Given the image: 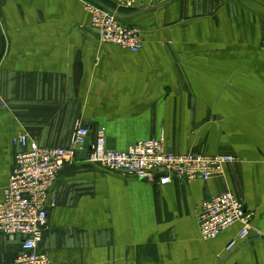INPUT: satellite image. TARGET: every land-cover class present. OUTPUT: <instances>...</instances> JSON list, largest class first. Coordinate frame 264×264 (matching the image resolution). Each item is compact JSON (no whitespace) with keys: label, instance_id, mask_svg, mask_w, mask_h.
Returning <instances> with one entry per match:
<instances>
[{"label":"crops","instance_id":"obj_1","mask_svg":"<svg viewBox=\"0 0 264 264\" xmlns=\"http://www.w3.org/2000/svg\"><path fill=\"white\" fill-rule=\"evenodd\" d=\"M0 0V202L26 136L68 148L78 126L109 149L163 139L175 154L238 161L209 181L150 184L84 160L49 192L39 252L59 264H264V0ZM84 2L140 31L132 53L102 43ZM2 104L5 108H2ZM233 192L253 216L201 236L205 201ZM0 234V264L22 252Z\"/></svg>","mask_w":264,"mask_h":264},{"label":"built area","instance_id":"obj_2","mask_svg":"<svg viewBox=\"0 0 264 264\" xmlns=\"http://www.w3.org/2000/svg\"><path fill=\"white\" fill-rule=\"evenodd\" d=\"M124 5L131 8L133 1ZM84 8L91 14L92 27L102 43H111L132 53L143 48L140 31L124 25L115 13L93 2H84ZM261 50L264 51V40ZM1 106L5 108L4 104ZM89 137V130L78 126L68 148L46 149L30 143L26 136L15 140L24 150L16 156L4 199L0 202V234L9 238L22 236L23 240L21 254L5 264H59L39 252V244L48 228V210L56 205L55 200H49V192L65 166L78 160ZM89 145L91 149L84 161L150 184L167 185L175 179L209 181L224 176L225 167L238 161L229 155L175 154L166 150L163 139L156 138L139 142L124 151H114L107 146L104 130L98 131L95 142L89 141ZM253 216L233 192L214 195L202 207L201 236L205 240H214L240 223L242 229L226 248L231 251L239 241L249 238Z\"/></svg>","mask_w":264,"mask_h":264},{"label":"water","instance_id":"obj_3","mask_svg":"<svg viewBox=\"0 0 264 264\" xmlns=\"http://www.w3.org/2000/svg\"><path fill=\"white\" fill-rule=\"evenodd\" d=\"M90 149H91V147L89 145V140H87V143L85 144L83 151L81 152L80 156L78 157V160H86L88 152ZM245 209H246V207H245Z\"/></svg>","mask_w":264,"mask_h":264}]
</instances>
